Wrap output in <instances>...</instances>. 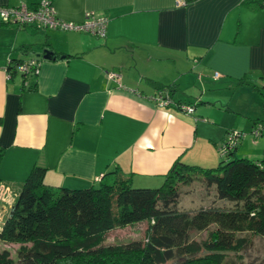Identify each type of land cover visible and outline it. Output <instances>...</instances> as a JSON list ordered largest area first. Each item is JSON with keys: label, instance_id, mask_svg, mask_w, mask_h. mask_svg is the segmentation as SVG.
<instances>
[{"label": "crops", "instance_id": "1", "mask_svg": "<svg viewBox=\"0 0 264 264\" xmlns=\"http://www.w3.org/2000/svg\"><path fill=\"white\" fill-rule=\"evenodd\" d=\"M41 0H0V6ZM59 16H108L107 32L19 26L0 14V229L35 163L48 184L84 187L115 168L157 186L177 159L214 166L230 127L264 122V5L253 0H53ZM45 49L53 51L44 57ZM36 56L28 89L9 58ZM120 74L111 78L109 72ZM220 76L216 77L215 73ZM249 80L261 88L240 84ZM174 83L176 102L153 96ZM177 102V103H178ZM175 103V102H174ZM232 108V109H231ZM231 111L235 116L229 115ZM233 120V124L226 120ZM264 135H257L259 137ZM237 153L264 159V141ZM156 183V184H155Z\"/></svg>", "mask_w": 264, "mask_h": 264}, {"label": "trees", "instance_id": "2", "mask_svg": "<svg viewBox=\"0 0 264 264\" xmlns=\"http://www.w3.org/2000/svg\"><path fill=\"white\" fill-rule=\"evenodd\" d=\"M253 1L264 5V0ZM31 59L36 61L32 69L20 70L19 65ZM38 65L40 59L31 55L9 58L6 69L10 75L20 73L25 87L32 89L30 78ZM238 83L261 90L249 80ZM159 88L157 94L170 95L167 105L181 108L184 102L172 97L174 83ZM241 136L231 139L226 134L219 144L217 165L175 160L157 186H134L132 174L120 168L107 171L89 186H56L45 181L47 167L35 163L0 229V244H20L17 255L0 249V264H167L171 260L172 264H234L229 252L248 247L255 235H264V159L237 153ZM4 155L5 147L0 145V164ZM199 179L215 187L216 196L227 205L212 204L193 212L179 209L180 185ZM137 222L146 223L141 238L105 242L110 230ZM211 225L205 238L194 237L195 231Z\"/></svg>", "mask_w": 264, "mask_h": 264}, {"label": "rangeland", "instance_id": "3", "mask_svg": "<svg viewBox=\"0 0 264 264\" xmlns=\"http://www.w3.org/2000/svg\"><path fill=\"white\" fill-rule=\"evenodd\" d=\"M230 112L231 111H226V113H228L229 115H225L224 119L226 116H235ZM226 121H229L233 124V120L227 119ZM237 130L242 132L241 139L245 141V143H251V141L255 142V139H262L264 141V135L256 137L257 135L255 134L254 128L252 127H250L249 130H243L242 128L234 126L230 127V131L228 130L227 133H233ZM226 134L223 137H225ZM209 165L205 164L203 166ZM162 180L163 178L160 180V184L163 183L161 182ZM136 181L137 180L135 179L133 182L134 186L139 185ZM214 188L215 187L208 185L202 179L194 180L189 184H181L179 189V200L177 204L178 208L193 212L203 206H210L212 204L218 206L227 205V201L221 200L216 196V191ZM145 227L146 223L137 222L135 224H129L124 227L114 228L106 234L105 242H121L129 241L134 238H141L144 234ZM213 227L214 225H211L208 229L195 231L193 235L198 239L205 238L208 235V231ZM19 246L20 244L16 242H2L0 244V249H10L12 255L15 257L17 255ZM229 255L231 256L234 264H264V235L253 236V241L248 247H245L240 251H231L229 252ZM172 263L173 261L171 260L167 264Z\"/></svg>", "mask_w": 264, "mask_h": 264}, {"label": "built area", "instance_id": "4", "mask_svg": "<svg viewBox=\"0 0 264 264\" xmlns=\"http://www.w3.org/2000/svg\"><path fill=\"white\" fill-rule=\"evenodd\" d=\"M185 2V1H184ZM0 14L4 21L16 23L19 26L26 24H35L39 27L62 29V30H85L99 36H105L107 32V25L109 18L104 15H97L95 11L88 10L86 12L85 19L81 22L65 19L58 15L53 0H41L37 5L30 6L26 3H22L17 6H0ZM36 64L35 59H31L25 64H20V70L29 72L32 66ZM35 71L38 73L40 66L35 67ZM10 75V73H9ZM111 78L118 79L120 74L117 72H109ZM216 77L220 76L219 72L215 73ZM153 98L160 105H167L170 101V95L167 91H160L154 95ZM181 109L186 112H193L195 110L192 104H181ZM264 129V123L259 122L254 129L256 135L262 134ZM242 132L237 130L230 133V138H239Z\"/></svg>", "mask_w": 264, "mask_h": 264}, {"label": "water", "instance_id": "5", "mask_svg": "<svg viewBox=\"0 0 264 264\" xmlns=\"http://www.w3.org/2000/svg\"><path fill=\"white\" fill-rule=\"evenodd\" d=\"M53 55V51L45 49L44 57L49 58Z\"/></svg>", "mask_w": 264, "mask_h": 264}]
</instances>
